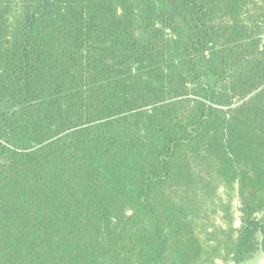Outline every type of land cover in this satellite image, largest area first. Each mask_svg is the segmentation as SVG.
<instances>
[{
    "label": "trees",
    "instance_id": "trees-1",
    "mask_svg": "<svg viewBox=\"0 0 264 264\" xmlns=\"http://www.w3.org/2000/svg\"><path fill=\"white\" fill-rule=\"evenodd\" d=\"M264 253V0H0V264Z\"/></svg>",
    "mask_w": 264,
    "mask_h": 264
},
{
    "label": "rangeland",
    "instance_id": "rangeland-1",
    "mask_svg": "<svg viewBox=\"0 0 264 264\" xmlns=\"http://www.w3.org/2000/svg\"><path fill=\"white\" fill-rule=\"evenodd\" d=\"M244 264H264V253L259 254L254 260Z\"/></svg>",
    "mask_w": 264,
    "mask_h": 264
}]
</instances>
